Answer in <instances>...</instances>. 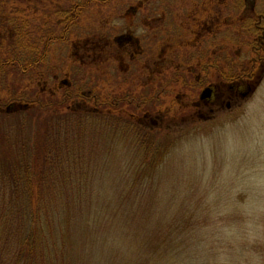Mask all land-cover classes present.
I'll use <instances>...</instances> for the list:
<instances>
[{
  "label": "rangeland",
  "instance_id": "1",
  "mask_svg": "<svg viewBox=\"0 0 264 264\" xmlns=\"http://www.w3.org/2000/svg\"><path fill=\"white\" fill-rule=\"evenodd\" d=\"M64 2L0 0V45L10 44L15 23L23 28L21 38L24 23L34 31L54 26ZM244 5H249L251 21L262 26L253 30L238 25ZM259 16L264 19V0H144L139 5L136 0H106L80 10L70 40L52 42L43 59L47 67L42 81L60 93L63 79L72 80L80 65L91 92L142 98L135 114L143 124L135 133L129 131V138L117 131L121 138L114 140V133L110 138L88 128H71L60 134L61 142H84L74 159L75 186L78 174L87 176L91 185L83 189L106 197L101 203L107 206L99 209L113 207L115 201L108 197L129 194L130 201L121 206L127 205L132 217L147 211L151 234L147 254L122 253L109 240L104 244L107 251L96 253L90 237L85 238L86 253L74 249L64 258L60 250L46 251L34 264H264V21L256 20ZM127 19L133 21L130 26ZM13 48L10 44L4 51ZM213 59L242 74L220 80L211 70L206 85L212 84L222 98L205 105L198 99L204 86L192 91L183 81L191 72L201 76L197 67ZM244 82L241 93L228 89ZM35 86L34 78L24 80L14 73L6 81L0 78V142L24 141L29 125L18 112L22 101L17 94L28 97ZM103 142L105 147L109 142H158L159 168L146 177L142 189L132 190L126 172L122 174L123 156L107 151L104 158L97 152ZM142 156L137 149L135 157ZM141 171L133 168L135 175ZM76 196L89 207L85 191ZM118 222L144 223L107 220L106 233L118 229Z\"/></svg>",
  "mask_w": 264,
  "mask_h": 264
},
{
  "label": "trees",
  "instance_id": "2",
  "mask_svg": "<svg viewBox=\"0 0 264 264\" xmlns=\"http://www.w3.org/2000/svg\"><path fill=\"white\" fill-rule=\"evenodd\" d=\"M104 1L106 0H81V3L80 0H65L58 10L59 15L54 26L34 31L24 23V56L19 47V34L23 31L19 23L12 26L15 35L11 36L10 44L14 48L8 53L4 49L10 47V44L0 45V78L6 81L8 74L14 73L20 79L34 78L36 82L35 91L30 96L17 94L22 101L17 107L18 112L24 113V125H29V130H24V141L0 142V264H34L33 260L37 256H47L46 251L60 250L64 258L68 253H73L74 249H84L86 253L85 245L88 244L85 238L90 237L94 240L89 246L93 245L96 253L107 251L104 244L108 240L122 253L147 252L146 238L151 234L148 218H145L147 211L144 215L138 213L139 216L136 214L132 217L127 205L121 206L130 201L127 193L118 194L114 199L108 197V201H115L113 207L99 209L107 206L106 202L101 203L106 197L83 189L91 185L87 176L78 174L79 181L75 186L74 159L81 155L84 142H61L60 138L62 132L70 131L71 128H88L93 132L109 135L110 138L114 133L113 140L121 138L120 135H115L117 131L124 136L129 131L135 133L140 124H143L135 114V110L143 104L142 98H135L130 93L102 97L99 92H91L85 78V68L80 65L77 66L72 80L63 79L60 93L47 87L41 76L47 67L43 59L46 60L45 56L52 42L63 43L70 40L71 28L74 20L79 19L80 10L89 7L91 3L102 6ZM136 1L139 5L144 0ZM248 10L249 5H244L243 17L238 25L253 30L254 27L262 26V23L254 25L256 22L251 21ZM256 20L262 22L264 19L261 17ZM132 22L127 19L125 24L130 26ZM57 27L59 32L55 33ZM21 59L22 65L19 63L22 62ZM225 67L227 70H224ZM234 68L233 65H219L215 59L203 62L197 67L201 76L196 77V72H191L183 85L192 91L205 86L211 70L220 80L239 79L242 72H236ZM49 70L50 68L47 71ZM87 100L94 103L91 106L81 104ZM33 121L36 122L34 130L31 129ZM39 121L42 122V128ZM129 136L126 135L127 138ZM104 145L105 142L101 145L105 151H97L104 158H108L105 155L107 151L123 156L119 159L122 162V174L126 172L125 177L133 184L132 190L138 187L142 189L146 177L152 176L150 174L159 168L158 142H109L106 147ZM137 149L139 154L143 152L142 159L135 157ZM128 167L132 169L129 170ZM133 168L142 171L135 175ZM128 172L133 174L132 178L127 176ZM110 179L115 181L114 177H108L107 180ZM57 190L63 195V200ZM84 191L90 200L89 207H85L81 198L76 196ZM140 219L144 221L142 225L123 226L118 222V229L111 228L110 233H106L107 220L114 223L122 220L138 222ZM118 230L123 232L118 234ZM111 236L118 238L110 239Z\"/></svg>",
  "mask_w": 264,
  "mask_h": 264
},
{
  "label": "flooded vegetation",
  "instance_id": "3",
  "mask_svg": "<svg viewBox=\"0 0 264 264\" xmlns=\"http://www.w3.org/2000/svg\"><path fill=\"white\" fill-rule=\"evenodd\" d=\"M258 18H261V16H259ZM263 21H264V20H263ZM255 25H256V24H255ZM256 28H258V27H256ZM19 38H21V37L19 36ZM23 39H24V38H21L20 43L22 42ZM20 46L23 47V53H22V55L24 56V45H23V43L20 44ZM22 47H21V49H22ZM246 84H247V83H242V84H241L242 86H239L240 88H239V87H234L233 85H229V86H228V89H229L231 92H234V91H236V90L241 89V87H245ZM239 92H240V90H239ZM240 93H241V92H240ZM215 97H216V98H215ZM221 98H222V95H220V94L217 95V90H216L215 87H213V91H212V96H211V98H210V99H206L205 101H203V103H205V105H207V104H213V103H215V100H216L217 103H219ZM226 106H229V102H228V101H227V103H226Z\"/></svg>",
  "mask_w": 264,
  "mask_h": 264
},
{
  "label": "water",
  "instance_id": "4",
  "mask_svg": "<svg viewBox=\"0 0 264 264\" xmlns=\"http://www.w3.org/2000/svg\"><path fill=\"white\" fill-rule=\"evenodd\" d=\"M211 94H212V87L205 86L199 94V99L204 100V99L210 98Z\"/></svg>",
  "mask_w": 264,
  "mask_h": 264
}]
</instances>
